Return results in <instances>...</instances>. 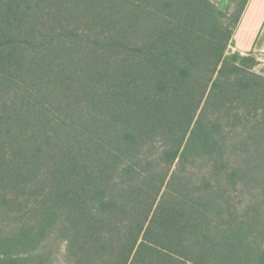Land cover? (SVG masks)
Returning <instances> with one entry per match:
<instances>
[{"label": "trees", "instance_id": "trees-1", "mask_svg": "<svg viewBox=\"0 0 264 264\" xmlns=\"http://www.w3.org/2000/svg\"><path fill=\"white\" fill-rule=\"evenodd\" d=\"M197 1L0 0L2 264H264L249 0Z\"/></svg>", "mask_w": 264, "mask_h": 264}, {"label": "crops", "instance_id": "crops-1", "mask_svg": "<svg viewBox=\"0 0 264 264\" xmlns=\"http://www.w3.org/2000/svg\"><path fill=\"white\" fill-rule=\"evenodd\" d=\"M240 1L210 0L209 3L216 2L220 9L230 14ZM230 48L255 56L258 60L255 71L264 76V0H249Z\"/></svg>", "mask_w": 264, "mask_h": 264}, {"label": "rangeland", "instance_id": "rangeland-1", "mask_svg": "<svg viewBox=\"0 0 264 264\" xmlns=\"http://www.w3.org/2000/svg\"><path fill=\"white\" fill-rule=\"evenodd\" d=\"M210 0H198L194 7L190 10V13L186 17V22L197 25L203 16L208 12L212 4L209 3ZM213 4H217L214 2ZM219 7V6H218ZM236 7V6H235ZM222 10V9H221ZM234 10V9H233ZM223 11V10H222ZM232 51V49H229ZM235 52V51H232ZM226 242V236H221L219 238ZM34 245L30 241L27 245H22L19 241H0V264L2 260H9L11 258L18 259L27 253L28 255L34 254Z\"/></svg>", "mask_w": 264, "mask_h": 264}]
</instances>
